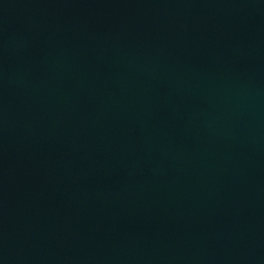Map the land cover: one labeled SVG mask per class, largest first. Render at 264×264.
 Here are the masks:
<instances>
[{
  "label": "water",
  "instance_id": "obj_1",
  "mask_svg": "<svg viewBox=\"0 0 264 264\" xmlns=\"http://www.w3.org/2000/svg\"><path fill=\"white\" fill-rule=\"evenodd\" d=\"M0 264H264V0H0Z\"/></svg>",
  "mask_w": 264,
  "mask_h": 264
}]
</instances>
